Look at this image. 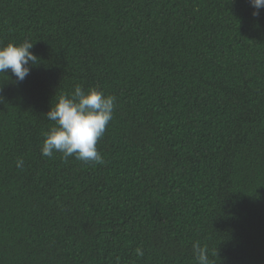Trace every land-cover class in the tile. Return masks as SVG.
<instances>
[{"label":"trees","instance_id":"1","mask_svg":"<svg viewBox=\"0 0 264 264\" xmlns=\"http://www.w3.org/2000/svg\"><path fill=\"white\" fill-rule=\"evenodd\" d=\"M250 0H0V264H264V7ZM116 98L106 163L41 154L75 85ZM23 158V168L16 167ZM141 247L143 257L135 250Z\"/></svg>","mask_w":264,"mask_h":264},{"label":"clouds","instance_id":"2","mask_svg":"<svg viewBox=\"0 0 264 264\" xmlns=\"http://www.w3.org/2000/svg\"><path fill=\"white\" fill-rule=\"evenodd\" d=\"M256 9L254 16L259 15V9L264 7V0H250ZM34 42L25 39L17 44L9 42L0 45V74H7L10 70L17 83L22 82L33 66H38L41 58L31 49ZM116 98L105 95L95 87L85 89L82 85H75L74 91L68 95H60L55 105L45 114L53 125L42 133L44 140L41 145V154L53 157L61 153L67 161L75 157L85 163L102 165L106 163L103 155L98 151L97 143L104 135L106 127L113 119ZM16 167L23 168V158H17ZM193 254L198 264H213L209 258V250L199 241L192 245ZM138 257H143L141 247L135 250ZM116 264H120L119 258Z\"/></svg>","mask_w":264,"mask_h":264}]
</instances>
